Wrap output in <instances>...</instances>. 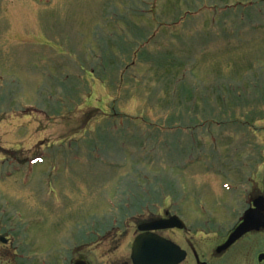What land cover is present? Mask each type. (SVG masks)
<instances>
[{
	"label": "rangeland",
	"instance_id": "obj_1",
	"mask_svg": "<svg viewBox=\"0 0 264 264\" xmlns=\"http://www.w3.org/2000/svg\"><path fill=\"white\" fill-rule=\"evenodd\" d=\"M255 163L264 0H0V213L24 258L124 263L138 221L205 227L222 171Z\"/></svg>",
	"mask_w": 264,
	"mask_h": 264
},
{
	"label": "flooded vegetation",
	"instance_id": "obj_2",
	"mask_svg": "<svg viewBox=\"0 0 264 264\" xmlns=\"http://www.w3.org/2000/svg\"><path fill=\"white\" fill-rule=\"evenodd\" d=\"M32 159L33 156L16 159V164L20 163L22 166L26 164V161ZM3 166L5 167L6 164ZM250 168L249 173L241 171L242 175H239V177L233 174L234 179L230 178L231 173L226 174L225 171H222L226 176L225 179L220 181V191L217 194L212 190L209 197L210 202L213 201V205L216 201L219 205V208L215 209L218 218L212 217V214L206 215L205 212L207 226L200 228L198 225H192L193 229H188L185 226L184 228L174 227L153 231L164 237L166 236L162 232H172V236L166 238L174 241L186 253L185 259L179 264H264V174L259 175L257 163ZM4 169V174L5 172L8 174H5V176L9 177L12 170L6 171V168ZM262 170H264V166ZM16 172L17 168L13 173L16 174ZM1 173L2 171L0 172V196L6 195L4 185L7 188V183L3 181ZM19 215L23 216L22 213ZM173 215L177 214L171 213L169 210L165 211L164 214L160 212L157 217L153 216L138 221L137 227L143 223H152L157 219L169 218ZM13 220L9 214L0 213V264H40L36 263L33 257L29 258V253L26 258H24V255L19 254L22 248L29 251L30 246L25 234L22 239V246L19 245V234L16 232ZM31 220L35 221L36 218H31ZM32 226L34 227L35 224ZM241 226L248 229L238 230ZM33 227L30 228V225H26L21 233L27 234L30 231L33 239ZM76 228L78 232L75 238L84 232L81 224L76 225ZM89 229L93 230L92 228ZM139 233L140 231L137 232V235ZM232 235L234 239H230ZM175 236L178 240L175 239ZM34 242L33 240L32 244ZM34 246L36 247V245ZM45 250H49V247ZM47 259H50V257H44L42 264H76L80 261L91 264L83 255H76L70 262H66L65 259L61 258ZM122 262L124 263L117 262V264H134L131 254L128 260ZM110 264L116 263L113 261Z\"/></svg>",
	"mask_w": 264,
	"mask_h": 264
},
{
	"label": "water",
	"instance_id": "obj_3",
	"mask_svg": "<svg viewBox=\"0 0 264 264\" xmlns=\"http://www.w3.org/2000/svg\"><path fill=\"white\" fill-rule=\"evenodd\" d=\"M249 217V216H248ZM179 227L185 223L178 217L156 220L139 226L143 233L139 234L132 245V261L134 264H179L185 259V251L176 243L152 232L153 230ZM241 226L238 230H242ZM248 229V228H244ZM230 239H234L233 235ZM76 264H86L84 261Z\"/></svg>",
	"mask_w": 264,
	"mask_h": 264
}]
</instances>
